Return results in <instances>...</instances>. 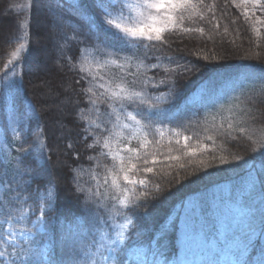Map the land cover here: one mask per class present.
I'll return each instance as SVG.
<instances>
[{"label":"snow or ice","instance_id":"snow-or-ice-1","mask_svg":"<svg viewBox=\"0 0 264 264\" xmlns=\"http://www.w3.org/2000/svg\"><path fill=\"white\" fill-rule=\"evenodd\" d=\"M36 3L12 0L0 11L13 16L0 49L4 101L24 85ZM231 5L259 35L264 0H229ZM216 7L205 0H51L49 38L64 78L55 86L45 82L41 110L35 104L27 111L6 108L0 117V264H264V164L247 169L235 211L223 215L218 229L213 224L210 240L196 216H185V255L191 251L186 245L199 239L210 244L212 259L170 260L163 237L154 245L148 238L145 246L144 222L152 205L169 194L162 184L188 180L192 158L209 154L228 166L253 158L217 156L214 146L264 156V65L237 80L211 79L183 107L178 103L183 80L212 59L191 49L184 54L179 44L191 33H205V26H192L197 21L218 30ZM172 162L175 171H158ZM65 170L75 211L54 258L49 249Z\"/></svg>","mask_w":264,"mask_h":264},{"label":"trees","instance_id":"trees-1","mask_svg":"<svg viewBox=\"0 0 264 264\" xmlns=\"http://www.w3.org/2000/svg\"><path fill=\"white\" fill-rule=\"evenodd\" d=\"M12 0H0V11H3L8 3ZM16 3H23L24 0H15ZM89 4L92 0H87ZM207 4L215 2L217 7L215 9V20L213 26L218 22L219 29L214 30L209 28L206 23L201 24L197 21L192 26H205V33H191L183 43H180V48L184 49V54H187L189 49L196 52L197 55L211 56V61H201V63L208 64L207 68H201L200 71L193 72L183 80V91L181 99L178 101L179 105L183 107L185 103L190 101L199 93V90L209 82V80L228 76L233 80L242 77L246 71H254L259 73L261 65H264V25H256L259 28V35L253 30L250 22H245L243 16L240 15L241 9L235 5L228 6L229 0H205ZM51 0H37L36 5L32 11V51L27 57L25 63V78L24 85L18 92H13L11 102L15 109L23 108L24 111L29 110L31 105L35 104L37 110H41L42 102L45 99L44 93L47 91L45 82L53 86L60 83L64 78V74L60 71L59 65L56 61V53L53 43L49 38L51 25L49 23L50 10L49 4ZM239 3V0H236ZM44 10L38 16L36 13ZM15 13L13 12V15ZM206 17L210 15L205 10ZM256 15H261L257 13ZM239 17L235 24L230 23L233 18ZM264 18V17H262ZM42 23V25H40ZM13 16H0V49L3 48V37L12 30ZM227 29V31H225ZM42 35L45 37L41 38ZM211 37V39H209ZM45 39V40H44ZM179 43V42H178ZM175 46V45H174ZM10 50V49H9ZM46 52V62L43 60L39 66L45 69V74L40 75L39 72L33 70L31 64L36 62V55L42 51ZM259 53V56H257ZM190 59L195 60L196 56H190ZM4 57L0 56V64H2ZM36 59V60H34ZM40 64V61L38 62ZM35 72V73H34ZM51 103V101H49ZM48 105H43L46 110ZM2 117V116H0ZM42 121L51 127V121L48 114L42 115ZM70 126V125H69ZM164 151L167 149V140L164 142ZM219 144V142H218ZM216 155H227L231 152L232 155H245L246 158L251 156L247 165L240 162H234L233 166L220 165L218 160L213 162L209 159V154L197 156L193 159V167L187 169L188 180H182L174 185L162 184L167 194L151 207L150 215L144 222V236L145 246L149 242L148 238L152 239L153 245L155 240L162 239L163 251L170 260H179L181 256V230L183 225V209L184 205L193 198H205L215 188L231 185L235 186L238 182L246 177V172L249 167L255 166L260 169L264 164V156L243 150L229 148L227 152L222 151L218 146H214ZM232 155L228 158L231 160ZM203 160L204 163L200 164ZM55 157L53 158V162ZM85 168L88 167V160L86 157L81 161ZM187 163V161H185ZM68 164H72V160H68ZM207 165V167H205ZM177 165L172 162V168L158 165V171L164 176L168 175L169 171H175ZM206 173V174H205ZM180 177L183 178L185 173L181 172ZM199 177V178H197ZM87 178V177H85ZM70 176L67 171L60 173L59 179V200H58V216L56 238L50 251L54 258L60 255V240L61 233L64 227L74 218V211L70 193L67 191ZM233 194V191H231ZM223 201V199H220ZM207 205L206 207H208ZM222 205L220 206V209ZM71 209V211H70ZM173 221L175 225L173 226ZM192 241L186 247L191 246ZM259 253V247L255 250V254ZM250 254L252 250L250 249Z\"/></svg>","mask_w":264,"mask_h":264},{"label":"rangeland","instance_id":"rangeland-1","mask_svg":"<svg viewBox=\"0 0 264 264\" xmlns=\"http://www.w3.org/2000/svg\"><path fill=\"white\" fill-rule=\"evenodd\" d=\"M44 10H41L37 12L36 14L40 16ZM42 25V23H40ZM45 37V35H42L41 38ZM45 40V39H44ZM36 62H33L31 66H33V70L36 72H39L40 75L45 74V69L39 66L42 64L43 60H46V52L43 50L36 55ZM34 59V60H36ZM40 61V64L38 62ZM35 73V72H34ZM237 80V79H236ZM11 109L14 108V105L11 102V97L7 99V101H4L0 99V116L4 115L5 109ZM2 139V137H0ZM167 140V137L165 138ZM164 140V141H165ZM246 177L238 182L235 186L231 185H224L218 188H215L212 190L205 198L198 197L190 199L185 205L183 211L182 220L184 222L185 216H196L199 219V222L204 225V232L208 233L209 240L211 239V234L213 233V224L216 225V228L218 229L220 227V219L223 217L224 214H227L229 210L231 209L233 212L235 211L234 206V200H235V192L236 189L241 186L245 182ZM231 191H233V194H231ZM233 197L232 200L229 199V196ZM220 199H223L220 200ZM201 203L203 204V209L201 208ZM209 205L208 207H206ZM222 205V208L220 209V206ZM191 251L185 255V250L182 248L181 245V256L179 259H193L197 261H207L212 259V250L210 244H204L201 240L192 241Z\"/></svg>","mask_w":264,"mask_h":264}]
</instances>
